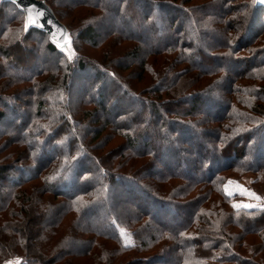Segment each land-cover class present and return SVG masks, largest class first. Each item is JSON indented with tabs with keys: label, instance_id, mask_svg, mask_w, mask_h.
<instances>
[{
	"label": "trees",
	"instance_id": "obj_1",
	"mask_svg": "<svg viewBox=\"0 0 264 264\" xmlns=\"http://www.w3.org/2000/svg\"><path fill=\"white\" fill-rule=\"evenodd\" d=\"M44 1L72 59L0 2V264H264L222 190L264 184V9Z\"/></svg>",
	"mask_w": 264,
	"mask_h": 264
},
{
	"label": "water",
	"instance_id": "obj_2",
	"mask_svg": "<svg viewBox=\"0 0 264 264\" xmlns=\"http://www.w3.org/2000/svg\"><path fill=\"white\" fill-rule=\"evenodd\" d=\"M3 2L12 3L17 9H19L24 16V23L28 20L29 9H31V15L36 20L35 24H29L25 30L37 29L43 32L48 37L49 42L55 47V49L64 54L67 58L69 55L64 48L72 50V38L66 26L59 22L56 18L52 8L44 0H0ZM257 8L264 9V3H255ZM37 13L41 15L37 16ZM65 37L67 39H65ZM21 260H17L15 263H4V264H20Z\"/></svg>",
	"mask_w": 264,
	"mask_h": 264
},
{
	"label": "rangeland",
	"instance_id": "obj_3",
	"mask_svg": "<svg viewBox=\"0 0 264 264\" xmlns=\"http://www.w3.org/2000/svg\"><path fill=\"white\" fill-rule=\"evenodd\" d=\"M76 45L79 46V50L81 51L79 52V54L85 53L87 55L93 56L95 55V53H97L95 52L94 49H90L89 47H87V45L83 44L80 41H77ZM64 51H66L69 57H71L69 59H72L73 57L78 55V53L76 54L74 50L71 51L68 47L64 48ZM141 86H143V84L139 85V87ZM254 178L255 176H252L250 174H243L239 178H228L225 180L224 184H222V190L226 193L225 189L227 188L228 192L231 193V195L226 194L227 197L229 198V205H231L232 207L234 204L253 205V207L251 208L241 207L237 209L233 207L234 209L236 210L245 209V210H253V211L264 209V184L259 185V186H253ZM229 181H231L232 183L230 184ZM237 186H239L240 188L246 189L248 192L255 193L256 196L259 197V199L257 200L252 197H249L248 195L241 194ZM247 239H249L252 243H255V244L257 243V240L253 239V237H248ZM17 260H19V256L16 254H12V257H10V260L5 261L2 264L10 263V262L15 263ZM209 264H214V261L210 262Z\"/></svg>",
	"mask_w": 264,
	"mask_h": 264
},
{
	"label": "snow or ice",
	"instance_id": "obj_4",
	"mask_svg": "<svg viewBox=\"0 0 264 264\" xmlns=\"http://www.w3.org/2000/svg\"><path fill=\"white\" fill-rule=\"evenodd\" d=\"M253 3L254 4L255 3H264V0H253ZM28 11H29V17H28V20L25 23V27L26 28L28 27L29 24H35L36 23V20L31 15V9H29ZM39 15H41V14L40 13H37V16H39ZM65 39H67V38L65 37ZM69 58H71V57H69ZM229 183L231 184L232 182L229 181ZM237 188L239 189V191L241 192V194L248 195L249 197H252V198L257 199V200L259 199V197H257L255 193L248 192L246 189L240 188L239 186H237ZM225 191H226V194L231 195V193L228 192L227 188L225 189ZM233 207L234 208H237V209L238 208H241V207L251 208V207H253V205H251V204H244V205L234 204Z\"/></svg>",
	"mask_w": 264,
	"mask_h": 264
}]
</instances>
